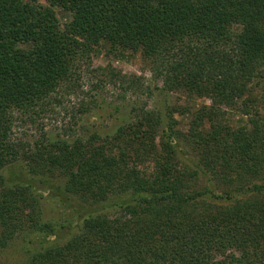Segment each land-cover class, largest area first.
I'll return each instance as SVG.
<instances>
[{"label": "trees", "instance_id": "trees-1", "mask_svg": "<svg viewBox=\"0 0 264 264\" xmlns=\"http://www.w3.org/2000/svg\"><path fill=\"white\" fill-rule=\"evenodd\" d=\"M102 42L140 51L163 90L210 104L186 132L173 107L134 101L103 136L20 150L14 113L32 120L83 72L102 75L98 86L112 84L116 98L151 92L142 76L83 62ZM261 84L264 0H0V248L25 232L40 243L27 247L26 264H264ZM223 107L247 123L227 124ZM46 197L70 209L55 225L44 219Z\"/></svg>", "mask_w": 264, "mask_h": 264}, {"label": "rangeland", "instance_id": "rangeland-1", "mask_svg": "<svg viewBox=\"0 0 264 264\" xmlns=\"http://www.w3.org/2000/svg\"><path fill=\"white\" fill-rule=\"evenodd\" d=\"M54 9L62 23L69 21V12L64 7L58 5ZM239 29L238 25L234 26V30ZM83 62L91 67H108L125 75L142 76L144 84L150 87L151 92L140 96L128 92L124 99L116 98V93L119 91L116 90L115 93L112 84L106 85V88H101V84L98 86V80L103 77L102 75L85 76L83 72L77 82L79 83L77 88L71 89L70 84L68 87L65 85L59 87L51 95L50 102L46 104V111L34 113L32 120L29 118L30 112L14 113L10 138L19 145L20 150L23 149L28 153L33 148L34 142L38 140L86 137L95 131L103 136L121 123L123 117L133 115L130 104L134 101H136L135 107L146 105L147 108L158 109L160 104L173 107L177 128L186 132L193 113L201 106L210 104V99L205 96L189 94L184 90H163L160 80L153 77L149 63L142 57L140 51L111 49L108 43L102 42L94 46L91 51L85 52ZM113 92L114 96H112ZM254 93L260 112L264 115V84L256 87ZM82 103V107L87 108L84 112H80ZM222 116L231 126L237 127L247 123V117L235 109L223 107ZM23 163L27 165V160L23 159ZM151 165L150 162L145 161L142 168L150 170ZM41 203L44 219L54 225L61 222L70 212L68 207L64 205L59 207V204H55L54 200L48 197L42 198ZM114 210L109 209V214H114L116 212ZM37 236L34 234L29 236L25 232L18 233L6 247L0 248V262L26 264L29 257L27 247H30L31 251L40 247Z\"/></svg>", "mask_w": 264, "mask_h": 264}]
</instances>
